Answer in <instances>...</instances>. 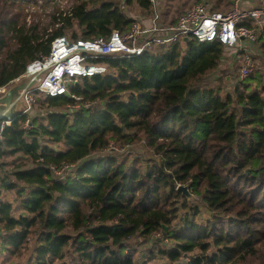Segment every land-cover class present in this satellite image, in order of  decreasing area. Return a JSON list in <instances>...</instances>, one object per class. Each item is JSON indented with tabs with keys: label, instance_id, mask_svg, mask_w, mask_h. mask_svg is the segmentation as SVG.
<instances>
[{
	"label": "trees",
	"instance_id": "1",
	"mask_svg": "<svg viewBox=\"0 0 264 264\" xmlns=\"http://www.w3.org/2000/svg\"><path fill=\"white\" fill-rule=\"evenodd\" d=\"M54 1L0 0V88L49 56L66 31L78 29L73 40L108 39L136 21L109 0L55 8L47 24L24 14ZM134 2L151 9L150 0H125ZM170 15L171 24L180 18ZM225 58L218 42H178L140 57H105L98 62L108 75L81 78L67 95L35 93L32 112L16 117L0 144V170L7 157L25 161L5 177L0 172L8 252L20 256L37 237L36 264H67L69 256L70 264H137L130 242L161 232L173 247L158 253L174 264L187 257V264H264V71L232 80L227 93L215 74ZM208 76L216 80L203 86ZM112 141L143 142L146 160L96 157ZM76 164L64 178L52 172ZM10 175L16 182L8 186ZM179 186L202 200L207 221L197 220L203 206L190 205ZM3 188L17 190L20 216L1 199Z\"/></svg>",
	"mask_w": 264,
	"mask_h": 264
},
{
	"label": "built area",
	"instance_id": "2",
	"mask_svg": "<svg viewBox=\"0 0 264 264\" xmlns=\"http://www.w3.org/2000/svg\"><path fill=\"white\" fill-rule=\"evenodd\" d=\"M150 2L151 18L144 19V22L136 20L128 33L114 30L108 39L93 41L73 40L68 36L57 38L52 44L49 56L37 60L27 68L25 74L55 64L42 84L26 95L28 109L24 115L32 112L36 102L35 93L48 97L64 96L69 94L70 87L81 78L107 75L109 68L98 61L110 54H120L118 57H140L147 51L185 42L186 38L200 44L218 42L225 49H229L233 60L237 57V61L243 62L236 79L240 83L257 70L255 56L246 48L255 45L264 47V7H253L255 4L264 3V0H234L233 10L227 14L212 12L206 3L196 4L186 10L175 24L164 22V0ZM122 10L125 11L126 6H123ZM11 125L12 121H5L0 125V144L4 140L5 128ZM25 127L32 128L30 120L26 122ZM112 143L108 150H116ZM78 169L76 164L59 171L52 168V172L55 176L64 178Z\"/></svg>",
	"mask_w": 264,
	"mask_h": 264
},
{
	"label": "rangeland",
	"instance_id": "3",
	"mask_svg": "<svg viewBox=\"0 0 264 264\" xmlns=\"http://www.w3.org/2000/svg\"><path fill=\"white\" fill-rule=\"evenodd\" d=\"M84 1H90V0H84ZM111 2L116 3L118 6L122 7L126 6V10H122L125 14L128 16L133 17L134 19L138 21L144 22V19H149L150 13L148 11L143 10L140 8L135 2L127 6L125 3V0H109ZM198 0H164V12L170 13V16H179L188 10L190 7L196 5V2ZM208 3V6L210 8L213 7L214 10L219 11L223 14L229 13L233 10V2L234 0H205ZM76 3V0H56L52 3L44 4L48 5L40 9L39 11H34V10H26L24 12L25 15L31 16V20H36L38 19L39 22H43L45 24L50 22L49 14L57 8L60 10H65L67 11L69 8H71L74 4ZM198 4V3H197ZM55 5V6H54ZM90 7H93V4H90ZM164 13V14H165ZM39 15V17L37 16ZM73 31L78 32V29L75 28L74 30H71V32L66 31V36L72 37ZM183 47H186L185 43H182ZM253 48V49H252ZM248 51H251L250 54L255 56V61L257 64V71L260 69L264 71V47L260 45H255L253 47H247L246 48ZM226 50V59H224L223 63L220 65L218 70L216 71V77L221 79V83L218 85H222L225 87V92L229 93V90H233L234 84H231L232 80H236L240 74L241 67L243 65V62L237 61L236 59H232L231 52L229 49ZM102 64V63H101ZM104 65V64H103ZM217 78V79H218ZM216 80V79H215ZM212 76L211 77H206L204 81L201 83L203 86H206L207 84H210L215 81ZM11 85V84H10ZM8 85L7 87H10ZM229 87V88H228ZM6 88V87H5ZM5 88H0V96L3 95L4 89ZM39 105L36 106V112L39 109ZM79 108V107H77ZM35 114V113H34ZM113 142V141H112ZM45 145H48L51 148H56V149H62L64 148L63 146L56 147L55 145L51 143H44ZM114 146V149L116 150H107L104 153L97 154V156H113L121 161L126 160V159H131L132 161H135L139 159L140 157L143 158V160H146L145 158L147 157V152L144 147V143L141 142L139 144H136L134 146L130 147H122L118 143L113 142L112 143ZM5 164L7 166L5 167L4 170H0L2 176H6V174H11L14 170L15 167L21 166L22 164H25L24 159L18 156L14 157H7L4 159ZM26 166L24 165V168ZM16 180L15 178L10 175L8 180H7V185L10 186L11 184L15 183ZM1 187V183H0ZM192 193V191L190 190ZM193 194V193H192ZM2 196L4 201L6 202H12L14 205V216L18 217L20 216V213L22 212L21 210V202L19 200V196L17 194V190H6L3 188L2 190ZM189 204L192 206H203L202 200L194 195V198L191 200L187 199ZM186 212L182 211L181 216L185 215ZM209 213L206 212L204 206L202 207V212L198 216L197 220L200 222H205L209 218ZM182 220L181 218H178L175 220V224L181 223ZM2 232V231H1ZM36 244H37V237H30V241L26 243L22 250L20 251V256H12L8 252V248L13 249V247L10 244H7L4 247V244L0 243V252H2L5 249V252H2L0 254V264H36L32 258L34 257L35 254V249H36ZM131 246L133 247L134 250V260L137 261V264H174L170 261L169 258L166 257H161L158 251L160 248L164 249H170L173 247V243H171L163 233H159L156 237H151V239L148 241L144 239H139L138 237L134 238L130 242ZM172 244V245H171ZM154 251L155 254L150 258L148 253ZM72 250L70 251V254H72ZM77 256V255H75ZM75 257L70 256L66 259L67 264H70L72 262V259L74 260ZM190 257H187V259H183L180 261L179 264H187L189 261ZM77 261V260H76Z\"/></svg>",
	"mask_w": 264,
	"mask_h": 264
},
{
	"label": "water",
	"instance_id": "4",
	"mask_svg": "<svg viewBox=\"0 0 264 264\" xmlns=\"http://www.w3.org/2000/svg\"><path fill=\"white\" fill-rule=\"evenodd\" d=\"M188 38L185 39V42ZM120 54H110L109 56H117ZM55 64H51L42 70L24 74L22 77L13 81L10 87L4 89V93L0 96V123L5 121H13L18 116H23L28 109L26 104V95L34 92L43 82V80L54 69ZM178 191L189 200L194 198V194L190 192L189 186H179ZM167 231V228L165 227Z\"/></svg>",
	"mask_w": 264,
	"mask_h": 264
},
{
	"label": "crops",
	"instance_id": "5",
	"mask_svg": "<svg viewBox=\"0 0 264 264\" xmlns=\"http://www.w3.org/2000/svg\"><path fill=\"white\" fill-rule=\"evenodd\" d=\"M253 7H255V8H263L264 7V3H258V4H255V5H253ZM167 13V12H166ZM166 13L164 14V16H163V19H164V22L166 23V24H171L168 20H166ZM178 21V20H177ZM176 21V22H177ZM175 22V23H176ZM234 57H232V59H233ZM237 57H235V59H236ZM2 200H4L3 199V196H2V198H1ZM10 203H12V202H10ZM13 204V203H12ZM14 205V204H13ZM0 243L1 244H4V247L7 245L6 244V241H5V239L3 240V238H2V234L0 233ZM2 252H5V249L2 251ZM2 252H0V254L2 253Z\"/></svg>",
	"mask_w": 264,
	"mask_h": 264
},
{
	"label": "bare ground",
	"instance_id": "6",
	"mask_svg": "<svg viewBox=\"0 0 264 264\" xmlns=\"http://www.w3.org/2000/svg\"><path fill=\"white\" fill-rule=\"evenodd\" d=\"M107 57H118V56H109V55H108ZM32 68H33V67H31V70H33ZM107 75H108V74H107ZM105 76H106V75H105Z\"/></svg>",
	"mask_w": 264,
	"mask_h": 264
}]
</instances>
